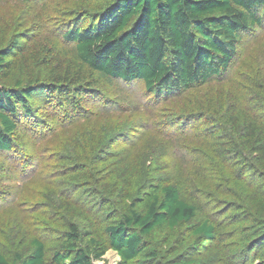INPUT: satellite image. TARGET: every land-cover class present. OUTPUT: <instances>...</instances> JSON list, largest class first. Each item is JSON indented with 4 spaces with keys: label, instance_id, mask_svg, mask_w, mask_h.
<instances>
[{
    "label": "trees",
    "instance_id": "1",
    "mask_svg": "<svg viewBox=\"0 0 264 264\" xmlns=\"http://www.w3.org/2000/svg\"><path fill=\"white\" fill-rule=\"evenodd\" d=\"M99 3L96 23L72 26L61 35L73 45L75 58L63 64L47 57V44L39 50L38 41L17 54L32 57L25 63L30 80L26 85L18 81L6 85L11 75L8 58L19 48L13 45L15 40L0 51V152L12 150L19 112H29L28 100L40 83L32 64L49 66L53 94L71 104L77 95L82 99L89 93L97 76L140 81L153 96L177 97L194 87L222 82L243 36L264 25V0ZM255 84L248 107L229 104L228 95L218 94L200 99L188 111L214 128L213 139L205 138L211 149L210 174L198 170L197 175L213 193L223 192L221 201L184 200L178 186L151 182L133 194L131 183L118 180L103 167L96 187L110 197L97 207V212L102 211L99 219L85 212L83 232L73 223L62 228L49 260L43 242L34 238L30 254L21 258L0 252V264H94L109 251L118 257L116 264H206L205 257L221 255L223 244L217 235L228 236V245L239 242L246 258L252 251L255 258H264V73ZM61 86L67 88L61 91ZM91 149L85 144L84 161ZM93 174L84 170L82 176L95 186ZM225 178L228 187L223 188ZM196 192L205 196L202 188ZM231 213L235 219L221 221Z\"/></svg>",
    "mask_w": 264,
    "mask_h": 264
},
{
    "label": "rangeland",
    "instance_id": "2",
    "mask_svg": "<svg viewBox=\"0 0 264 264\" xmlns=\"http://www.w3.org/2000/svg\"><path fill=\"white\" fill-rule=\"evenodd\" d=\"M100 4L99 0H0V51L12 40L19 47L8 58L11 75L6 85L30 81L25 63L32 57L17 54L31 41H38L39 50L47 44V57L63 64L75 58L73 45L61 35L72 26L96 23ZM51 67H55L53 61ZM32 68L40 83L28 100L29 112H19L12 150L0 152V252L24 258L30 254L31 240L37 238L49 260L62 228L73 223L83 232L85 212L100 218L102 211L97 212V207L110 197L97 188L103 167L118 180L131 183L133 194L151 182L178 186L184 200L221 201L219 193L223 192L213 193L197 175L198 170L210 174L211 149L205 138L213 139L214 128L193 110L192 114L188 111L200 99L218 94L228 95L229 104L235 102L240 108L250 105L248 97L264 73V25L243 36L222 82L215 80L213 85L194 87L177 97L153 96L140 81L97 76L89 93L82 99L77 95L76 103L71 104L53 94L55 83L46 63L32 64ZM65 88L61 86V91ZM85 144L92 149L84 161ZM84 170L96 174L95 186L84 182ZM227 179L223 188L228 187ZM200 188L205 196L197 194ZM235 217L231 213L221 221ZM221 229L220 234L224 233ZM217 237L223 244L221 255L207 256L204 263L264 264L263 256L255 258L253 251L246 258L239 242L228 245V236ZM117 262L116 254L109 251L103 261L94 264Z\"/></svg>",
    "mask_w": 264,
    "mask_h": 264
}]
</instances>
